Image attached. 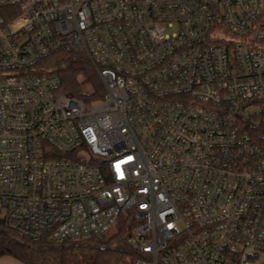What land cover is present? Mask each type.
Masks as SVG:
<instances>
[{
	"label": "built area",
	"instance_id": "obj_1",
	"mask_svg": "<svg viewBox=\"0 0 264 264\" xmlns=\"http://www.w3.org/2000/svg\"><path fill=\"white\" fill-rule=\"evenodd\" d=\"M58 51L90 59L102 99L62 91L40 64ZM258 126L264 0H0V223L19 237L101 238L129 212L134 264L258 261Z\"/></svg>",
	"mask_w": 264,
	"mask_h": 264
},
{
	"label": "trees",
	"instance_id": "obj_2",
	"mask_svg": "<svg viewBox=\"0 0 264 264\" xmlns=\"http://www.w3.org/2000/svg\"><path fill=\"white\" fill-rule=\"evenodd\" d=\"M40 64L59 73L61 89L66 93L83 98L87 103L105 95L97 69L83 53L58 51ZM251 133L264 148L263 127L253 128ZM136 225L128 212L121 214L114 230L101 238L54 242L48 238L34 241L19 237L0 223V257L12 256L23 264H134L138 254L130 245V238Z\"/></svg>",
	"mask_w": 264,
	"mask_h": 264
},
{
	"label": "crops",
	"instance_id": "obj_3",
	"mask_svg": "<svg viewBox=\"0 0 264 264\" xmlns=\"http://www.w3.org/2000/svg\"><path fill=\"white\" fill-rule=\"evenodd\" d=\"M0 264H23V263L12 256H2L0 257Z\"/></svg>",
	"mask_w": 264,
	"mask_h": 264
},
{
	"label": "rangeland",
	"instance_id": "obj_4",
	"mask_svg": "<svg viewBox=\"0 0 264 264\" xmlns=\"http://www.w3.org/2000/svg\"><path fill=\"white\" fill-rule=\"evenodd\" d=\"M85 87H86V89H89V86H85ZM82 154L84 156H89V154L87 152H82ZM113 230H114V225L112 226L110 232L113 231ZM261 260H264V253L261 254V259L260 260L255 261V262H252L251 264H260L261 263ZM225 264H240V263L235 262V261H231V260H227L225 262Z\"/></svg>",
	"mask_w": 264,
	"mask_h": 264
}]
</instances>
